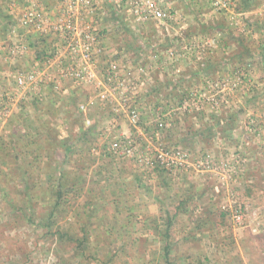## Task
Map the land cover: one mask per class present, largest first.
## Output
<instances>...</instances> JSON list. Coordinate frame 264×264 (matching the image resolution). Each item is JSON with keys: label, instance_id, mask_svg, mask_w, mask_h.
Listing matches in <instances>:
<instances>
[{"label": "rangeland", "instance_id": "374dc122", "mask_svg": "<svg viewBox=\"0 0 264 264\" xmlns=\"http://www.w3.org/2000/svg\"><path fill=\"white\" fill-rule=\"evenodd\" d=\"M239 2L167 0L176 17L163 25L155 20L137 24L112 0H97V9L84 13L80 23L90 25L103 51L90 64L94 81L77 84L56 74L58 60L69 64L68 46L56 31L27 32L10 12L13 5L17 13L38 4L48 10L52 24L62 17L56 12L64 0H0V100L5 92L13 96L17 74L44 67L42 60L57 53L49 70L59 79L57 87L44 80L37 102L27 96L15 104L3 95L1 105L12 113L5 123L0 119V135L15 132L11 138L19 150L22 140L43 138L36 127L43 120L63 137L75 135L80 123L90 128L85 147L78 144L80 149L66 161L50 165L51 171L77 168L81 189L57 222L75 229L85 225V255L69 246L60 249L31 222L16 221L0 198V238L7 239L0 242V264H264V73L251 69L238 79L218 70L207 77L200 68L207 58L221 56V34L202 36L194 29L222 17L224 9L234 32H247L246 20L264 16V0H253L244 12L237 10ZM259 36L264 34L253 38ZM185 88L180 103L167 94ZM132 107L137 123L129 118ZM217 108L237 110V126L229 137L218 127L211 137L205 129L214 123L208 114ZM160 121L169 127L157 129ZM190 126L201 129L196 141L174 145L176 138L188 136ZM23 132L26 139H19ZM125 137L133 147L131 156L107 153L110 143ZM159 144L185 152L186 162L157 171ZM62 152L56 151L58 161ZM138 157L149 164L138 163ZM88 158L93 163L86 167ZM46 178L40 173L37 181ZM13 219L15 224L5 227ZM168 220L169 263L162 258ZM20 245L26 258L16 250Z\"/></svg>", "mask_w": 264, "mask_h": 264}, {"label": "trees", "instance_id": "16d2710c", "mask_svg": "<svg viewBox=\"0 0 264 264\" xmlns=\"http://www.w3.org/2000/svg\"><path fill=\"white\" fill-rule=\"evenodd\" d=\"M251 2L253 0H240L237 3V10L240 12L247 11L251 7ZM223 13L224 9L220 10L219 14L222 17L216 20L212 19L209 23L204 22V25L199 29L193 27L195 30L200 31L202 36H206L207 34L212 35L213 32L221 34L218 40V47L222 51V54L221 56L207 58L204 65L200 68L202 72L204 71L208 77L211 73L219 70L222 74L226 73L228 76L233 75L234 78L237 77L238 79L245 75L242 76V73H249L251 69H259L264 73V37L259 36L257 40L253 38L255 33L260 35L264 34V16L262 18L256 17L252 21L246 20L247 32L243 33L237 30L238 33H235L236 26L227 22L223 18L225 16ZM189 28L185 31V37L191 35ZM237 73L241 74L237 75ZM174 91L175 89L170 90L167 94H172L177 97L179 103L184 100L188 93L187 88L180 92V94ZM184 115L186 117L189 115L191 117L196 116L195 114L187 113ZM208 120H213L214 122L211 126L205 128L209 132L210 137L215 127L222 130L223 135L228 134L229 137L230 131H233L237 126V110L234 108L214 109L208 114ZM40 122L36 127L43 130V138L41 140L39 138L35 140V137H33L22 140L21 144L23 147H20L21 149L19 150L14 146V143H17V141L11 138L16 136L15 132L8 133L10 134H7L8 136L0 135V198L5 202L4 204L8 210L15 215L16 221L21 222L23 220L25 223L31 222L41 229L42 237L53 243H57L60 249L69 246L76 252H81L85 255L86 249L83 247L84 243L88 240L85 225L82 224L80 228L75 229L73 225L57 222L59 218L65 217L70 205L69 202L81 189V180L78 176L77 168L68 170L66 168H60L61 166H59L51 171L50 165L52 161L59 163L66 161L70 154L73 152L76 153V150L80 149L78 144H83L81 147H85V144L88 142L86 135L90 132V128L80 123L78 125L77 135L68 134L66 137H63L52 126H49L48 121L43 120ZM173 128L177 129V125L175 124ZM189 128L191 129L188 130V136L181 137L180 139L176 138L177 141L174 145L183 144L184 142L194 143L196 141L201 129L194 128L193 126ZM27 132L29 133V131ZM28 133L23 132L18 138L26 139ZM6 136L8 139H6ZM60 148L63 150V156L62 160L58 161L55 158V154ZM107 153L110 155L113 154V156H121L118 153ZM105 154L106 152L103 153L102 157ZM75 157L79 156L77 155ZM85 161H83V165L86 167L93 163V160L90 158ZM113 167L115 168V166ZM153 167L159 172H163L165 169L159 163ZM40 173L46 174L47 178L45 182L40 183L37 181ZM133 178V182H136L139 177L134 175ZM184 204L182 200H179L180 206ZM225 213L223 211L221 215L223 216ZM38 217L39 219L37 221L36 218ZM12 223L15 224L14 219L7 221L5 227H8ZM169 227L170 223L168 220L163 234L164 248L162 254V258L167 263L170 262L169 254L171 251V246L167 242ZM1 241L5 243L7 239L3 237L0 238ZM23 249L25 248L22 245L16 248L17 251L22 253L21 256L26 258V251L24 250L23 253ZM103 264H107V260H104Z\"/></svg>", "mask_w": 264, "mask_h": 264}, {"label": "built area", "instance_id": "2783aa9c", "mask_svg": "<svg viewBox=\"0 0 264 264\" xmlns=\"http://www.w3.org/2000/svg\"><path fill=\"white\" fill-rule=\"evenodd\" d=\"M112 2L114 6L130 16L137 24L155 20L165 25L166 21L175 20L176 17V10L167 5V0H112ZM13 6L14 8H10L11 15L25 31L34 33L47 32L49 28H53L59 35V39H62L66 47L68 46L69 64L62 66L59 64L61 61H57L56 74L59 78H71L77 84L94 81L95 72L90 67V64L96 60V56L103 51V48L99 46V38L97 34L92 32L90 25L80 22L83 20L82 16L84 13H92L97 9V0H64V6L57 9L56 12L57 16L59 14L60 17L62 14V17L52 24L49 21L48 10L38 4L23 6L24 8L17 13H15L16 5ZM12 51L15 50L13 49ZM56 56H58V53L54 56H46L42 60V65H44L42 68L17 74L12 80L13 96H9L7 92L3 94L6 96V100L9 99L11 103L16 104L20 100L29 99L27 96H30L35 102L40 101L39 90L44 80L45 82L49 80V82H52L57 87L59 79L57 81L49 70L51 67V57ZM3 95L0 101H3ZM80 108L83 109L82 104ZM11 113L12 111L8 109L6 104L2 103L0 107V119H3L4 123L8 120ZM129 118L131 122L137 123L138 112L134 107L129 110ZM157 126L159 129H166L169 127V123L167 121H160ZM162 147V144H159L155 149L156 159L160 165L171 169L174 167L179 168L186 162L187 154L185 152L179 149L169 151ZM109 151L115 154L131 156L133 147L128 137H125L122 140L115 139L110 143ZM136 161L138 163L143 161V163L149 164L148 160L146 162L141 157L136 158Z\"/></svg>", "mask_w": 264, "mask_h": 264}]
</instances>
